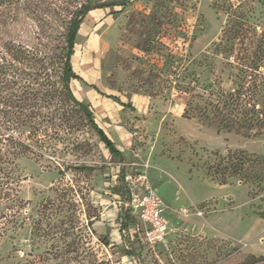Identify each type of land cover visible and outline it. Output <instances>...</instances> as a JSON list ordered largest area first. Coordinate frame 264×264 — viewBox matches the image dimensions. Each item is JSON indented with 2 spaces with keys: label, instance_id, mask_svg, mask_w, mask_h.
Listing matches in <instances>:
<instances>
[{
  "label": "rangeland",
  "instance_id": "374dc122",
  "mask_svg": "<svg viewBox=\"0 0 264 264\" xmlns=\"http://www.w3.org/2000/svg\"><path fill=\"white\" fill-rule=\"evenodd\" d=\"M87 1L47 0L35 19L11 21L0 12V43L41 42L54 52ZM91 1L127 4L88 13L71 88L108 133L111 126L126 129L123 156L112 155L75 108L42 120L38 142L18 161L24 226L0 242V264H238L264 256V191L238 178L221 185L205 170L216 153L264 156V134L248 138L184 116L187 104H203L210 89L233 87L235 60L258 54L264 0ZM92 85L108 103L103 110L90 98ZM126 174L146 175L167 206L166 243L147 242L146 225L131 212Z\"/></svg>",
  "mask_w": 264,
  "mask_h": 264
},
{
  "label": "trees",
  "instance_id": "16d2710c",
  "mask_svg": "<svg viewBox=\"0 0 264 264\" xmlns=\"http://www.w3.org/2000/svg\"><path fill=\"white\" fill-rule=\"evenodd\" d=\"M46 1L0 0V12L11 21H18L22 15L35 19ZM126 4L121 1L93 6L91 0L82 3L68 21L64 44L54 52L41 42L30 45L10 39L0 43V242L12 238L9 235L12 229L24 226L21 216L27 202L20 193L25 178L20 174L18 161L27 157L32 145L38 142L42 120L67 115L70 108H75L89 120L110 152L119 154L95 122L90 107L73 93L71 81L78 76L72 56L81 24L91 10L117 5L124 8ZM258 49V54H245L235 60L237 72L231 74L233 87L210 89L203 104H187L184 116L198 117L215 124L219 130L234 131L248 138L263 135L264 45ZM215 155L216 161L205 168L209 178L221 185L238 178L258 192L264 191L263 155L243 150ZM126 227L123 224L121 230ZM238 264H264V256L250 254Z\"/></svg>",
  "mask_w": 264,
  "mask_h": 264
},
{
  "label": "built area",
  "instance_id": "2783aa9c",
  "mask_svg": "<svg viewBox=\"0 0 264 264\" xmlns=\"http://www.w3.org/2000/svg\"><path fill=\"white\" fill-rule=\"evenodd\" d=\"M125 179L131 190V212L138 215L146 225L145 238L147 242L152 245L166 243L169 231V220L165 215L167 206L157 195L156 190L149 185L146 175L139 174L133 177L126 174ZM138 182L143 187L142 193L137 191L136 184Z\"/></svg>",
  "mask_w": 264,
  "mask_h": 264
},
{
  "label": "crops",
  "instance_id": "0c3cea01",
  "mask_svg": "<svg viewBox=\"0 0 264 264\" xmlns=\"http://www.w3.org/2000/svg\"><path fill=\"white\" fill-rule=\"evenodd\" d=\"M75 80V79H74ZM92 87L98 92H96V91H94V92H91L90 93V98L92 99V101H94V103H95V105H96V107L98 108V109H100V110H103V105H108V103L107 102H103V101H101L99 98H98V96L100 95V94H102L100 91H99V89L97 88V87H95V86H93L92 85ZM103 96H105L106 97V99L108 98V99H110V101L112 102V104H118L120 107H123V108H126V109H129V110H132V111H134L135 110V107L131 104V103H124V102H122L118 97H116V96H112V95H103ZM118 98V99H117ZM127 104H130L131 105V107H128V106H126ZM111 105V104H110ZM96 122V121H95ZM97 123V122H96ZM108 123V122H107ZM98 124V123H97ZM108 125H109V123H108ZM98 126L106 133V135H107V137L113 142V144H114V147L119 151V154L118 155H116V156H119V157H122L123 156V154H122V151H121V146L123 145V144H125V139H126V129L124 128V127H122L121 129H118V130H116V129H114L113 128V126H111V127H109V133L105 130V129H103V127H101L99 124H98ZM106 146V145H105ZM107 147V146H106ZM108 149V148H107ZM109 150V149H108ZM109 152H110V150H109ZM111 153V152H110ZM112 155H115V154H113V153H111ZM165 215H166V217L168 218V219H170V212L168 211V210H166L165 211ZM169 227H170V225H169ZM128 228V227H127ZM135 235H137L138 236V238L140 239V240H142V238L139 236L140 235V229H139V227H137L136 229H135Z\"/></svg>",
  "mask_w": 264,
  "mask_h": 264
}]
</instances>
